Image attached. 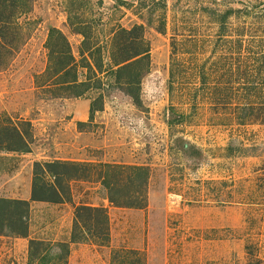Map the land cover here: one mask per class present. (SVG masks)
Segmentation results:
<instances>
[{"label": "rangeland", "instance_id": "obj_1", "mask_svg": "<svg viewBox=\"0 0 264 264\" xmlns=\"http://www.w3.org/2000/svg\"><path fill=\"white\" fill-rule=\"evenodd\" d=\"M1 1L0 142L5 126L33 136L29 152L0 149V197L30 200L36 162L141 165L150 179L144 208L112 205L99 171L70 182V201H31L28 236L0 235V264H30L32 239L70 242L80 205L107 209L110 239L87 231L71 243L66 264H111L118 249L139 250L146 264H264V124L220 117L199 71L221 51L219 12L263 10L264 0ZM235 17V26L245 22ZM70 20L93 25L91 45ZM135 24H144L150 47L139 103L112 75L99 74L100 88L84 59L101 57L106 67L112 31ZM70 56L69 73L56 75ZM75 72L92 87L81 97L63 84ZM100 94L102 108L91 119Z\"/></svg>", "mask_w": 264, "mask_h": 264}, {"label": "trees", "instance_id": "obj_2", "mask_svg": "<svg viewBox=\"0 0 264 264\" xmlns=\"http://www.w3.org/2000/svg\"><path fill=\"white\" fill-rule=\"evenodd\" d=\"M1 3L7 2L0 0ZM219 13L217 42L221 51L201 64L199 71L202 89L207 92L206 97L213 101L212 106L223 119L230 117L240 125L264 124V34H261L264 33V9L252 10L248 6L231 8ZM233 15H236L238 21L244 19L245 22L235 26L231 21ZM247 17L255 19V23L249 24ZM70 26L75 33L83 36V43L88 47L94 36L93 25L89 22L76 25L70 20ZM158 29L160 32L166 31L164 22ZM50 33L52 37L56 34L68 43L66 35L60 29L52 28ZM112 35L110 64L105 67L101 57L98 59L94 57V63H91L89 58L84 56L88 63L86 67L95 73L100 88L105 83H102L99 74L112 75L117 83H124L128 94L139 103L142 79L150 70V47L145 38V26L135 24L131 28L119 27L112 31ZM88 51L93 57L91 48ZM62 53L63 50H53L52 56L55 54L61 56ZM84 54L83 52L82 55ZM70 59L71 62L61 61L56 75H60L64 70L69 73L73 67L74 57L70 56ZM63 84L72 88L76 97L85 95L92 88L90 81H79L76 72L73 79L65 80ZM104 97L100 94L91 102V119L101 110ZM25 123L29 122H23L22 125H26ZM3 130L7 136L0 142V149L30 151L33 136L30 130H23L16 125L5 126ZM94 171H99L100 180L108 189V198L112 205L130 208L147 206L146 191L150 179V168L147 166L116 164L99 166L60 160L36 162L30 200L0 197V235L27 237L31 201L53 203L70 201L72 199L70 182L90 177ZM109 224L110 218L106 208L77 206L71 241L51 243L30 240V264H66L72 242L85 240L87 231L91 236L103 237L104 241H108ZM111 264L146 262L139 250L118 249L112 256Z\"/></svg>", "mask_w": 264, "mask_h": 264}]
</instances>
